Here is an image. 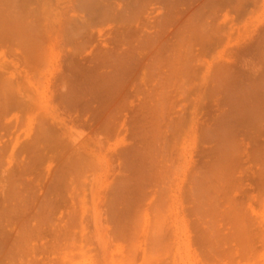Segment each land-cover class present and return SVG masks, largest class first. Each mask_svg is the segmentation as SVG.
<instances>
[{"label": "rangeland", "instance_id": "rangeland-1", "mask_svg": "<svg viewBox=\"0 0 264 264\" xmlns=\"http://www.w3.org/2000/svg\"><path fill=\"white\" fill-rule=\"evenodd\" d=\"M100 1L0 0V264H264V0Z\"/></svg>", "mask_w": 264, "mask_h": 264}, {"label": "bare ground", "instance_id": "bare-ground-1", "mask_svg": "<svg viewBox=\"0 0 264 264\" xmlns=\"http://www.w3.org/2000/svg\"><path fill=\"white\" fill-rule=\"evenodd\" d=\"M94 2H96L97 3V6H102V4H98V3H102L100 0H93ZM100 1V2H99ZM121 1V0H120ZM131 1V0H130ZM132 1H134V0H132ZM136 1V0H135ZM139 1L140 0H137L136 1V3H135V5L137 4V2H138V4H139ZM142 1V0H141ZM146 1V0H145ZM123 2V1H122ZM148 2H149V0H148ZM150 2H151V0H150ZM156 2V1H155ZM160 2V1H159ZM106 3V2H105ZM104 3V4H105ZM157 3V2H156ZM144 4H145V2H144ZM162 4V3H161ZM141 6H143V4H141ZM140 7V4H139V6H135V10L137 9V8H139ZM141 8H144V7H141ZM123 9H125L124 7H123ZM126 9H127V7H126ZM125 9V10H126ZM106 10V9H105ZM105 10H103V11H105ZM205 13H201V14H199L197 17H199L200 18V20H202L203 22L205 21V19L207 20L208 19V17H206L205 15H204ZM201 15V16H200ZM202 16H204L203 18H201ZM208 16V15H207ZM195 18V19H197L198 21H199V18ZM196 22L195 24H193V23H189L190 25L192 24V25H195V26H193V28H194V30L196 29V30H198L199 28V31H198V33L196 32V30L194 31V30H191L190 31V33H187V38H191V36H195V35H199V36H209L208 34H209V30H206V32L208 33V34H206V32L203 30V29H206V27H203V25L205 24H207V21H205V23H201L200 21L199 22ZM188 24V26L189 27H191L190 25ZM196 24H197V26L199 27L198 29H197V26H196ZM199 24V25H198ZM206 26H208V25H206ZM209 26H211L210 24H209ZM202 28V29H201ZM208 28V27H207ZM211 28V27H210ZM191 29V28H190ZM190 29H187L186 30V32L188 31L189 32V30ZM201 30V31H200ZM194 32L195 33H197V34H194ZM190 35V37H189V35ZM192 34V35H191ZM151 38V37H150ZM204 38V37H203ZM207 39V38H206ZM191 40L193 41V39L191 38ZM187 41V40H186ZM191 41V42H192ZM188 42V41H187ZM189 43V42H188ZM187 43V48L189 49L190 47H191V45H190V47H189V44H191V43H189L188 44ZM187 49V50H188ZM190 50V49H189ZM188 50V51H189ZM13 83L14 82H12V81H9L7 78L6 79H4V81H3V85H2V87L0 88V110L2 109V110H6L7 109V100L8 99H5V102H3V103H1L2 101H1V99L3 98V97H5V96H7V95H9V94H11V93H13V91L14 92H18V91H16V90H18V89H16V88H14V87H11L12 85H13ZM263 85H261V87H258V89L259 88H261V89H263ZM16 89V90H15ZM261 89L260 90H256V91H258V93H259V91H260V93H261V95H260V93L259 94H256V95H258V96H260L259 98H261L260 100H262V99H264V89H263V91H261ZM79 92V91H78ZM16 94V93H15ZM78 95V97L80 98V96L79 95H81V92H79V94H77ZM257 96V97H258ZM79 98H77V99H79ZM260 100L258 99V102H259V104L258 103H256L255 102V104H254V106H256L255 107V109L257 110V112L258 113H261V112H263L264 111V100L262 101V102H260ZM262 110V111H261ZM46 114V113H45ZM22 122H24V121H22ZM31 119H28L27 120V125H31ZM38 122V121H37ZM39 123H40V120H39ZM24 124V123H23ZM223 153V152H222ZM220 155V154H219ZM225 154H223V157H220L222 160H221V162H220V164H217V165H215V167L214 168H216L215 169V171L217 170V173H218V175H217V173H215V178L218 176V178H216L215 180H219V182L220 183H222L221 185H219L218 184V188L216 187V190H219V189H222V187H223V183L224 182H221V181H224V179H225V177H226V173H228V170L230 171V167H229V163L227 162V164L225 163L226 162V156H224ZM220 160V159H219ZM216 163V162H215ZM214 170V169H213ZM207 173V172H206ZM205 172L203 173V179H205V178H208L207 176V174H206ZM221 180V181H220ZM218 182V181H217ZM201 179H200V176H197L196 177V191H195V200H196V206L199 208V207H203L204 206V204H205V206H207V207H212V205H213V207L217 204V200L215 199V196L216 195H213L214 197H209V198H207L206 200H203V199H201V200H203L204 202H202L201 200H200V197H201ZM206 185H207V187H208V184L210 183H208V181H206ZM200 184V185H199ZM211 184V183H210ZM205 185V186H206ZM204 186V185H203ZM210 186V185H209ZM166 193H167V189L165 190V189H163ZM163 191V192H164ZM168 191H169V189H168ZM222 191L224 192V188L222 189ZM217 192V191H216ZM165 194V193H164ZM209 205V206H208ZM206 217H208L209 216V213L208 212H206V215H205ZM156 219L157 218H155V222H154V224L156 225V223H159V222H156ZM228 219V221L230 222V224H232L231 226H233V232H232V239H233V241H234V243H235V245H236V248L231 252H228V251H226L225 249V251L226 252H228L229 253V256L231 257V258H229L228 257V260L229 259H231V260H233L234 261V259H235V257H236V259L238 258H242V259H246V257H247V255H248V253L250 252V250L254 247V245L255 244H258L257 243V241H258V239H259V241H263V239H264V230H258V229H260V228H257V231L259 232V234H253L254 232L251 230V227L252 226H254V225H248V223L246 222V220L242 217V215L240 214V212H239V210H237V209H235V210H233V212H232V214H231V216L230 217H228L227 218ZM209 223V222H208ZM156 228L158 227V226H155ZM155 227H154V229H155ZM256 229V228H255ZM263 229V228H262ZM205 232L206 233H211V234H215V237H217V229L215 228V226H213V224H210L209 223V225H206L205 226ZM220 231H218V233H219ZM221 233V232H220ZM209 235V234H208ZM207 235V236H208ZM219 235V234H218ZM221 236H222V234H220V237H219V240L218 239H216L215 237L213 238V237H210L209 238V236H208V241H209V239H211L210 241H209V243L210 244H208L209 246L211 245V247H209L208 246V249L209 248H214L215 249V247L214 246H216L217 248H219V245L218 244H221L222 242H223V244H225L224 243V241H225V239H221ZM223 237H225V236H223ZM262 237V239H260ZM222 242H221V241ZM261 242H260V244H261ZM227 244V243H226ZM221 246V245H220ZM224 247H226L225 245H224ZM228 247V246H227ZM226 247V248H227ZM256 247V246H255ZM263 247H264V245H263ZM189 248V247H188ZM222 248H223V245H222ZM221 248V249H222ZM132 250H133V248H131ZM130 249V250H131ZM231 249H232V247H231ZM255 249H257V248H255ZM210 250V249H209ZM209 250H208V253H210L209 252ZM212 250V249H211ZM223 250V249H222ZM224 250H223V252H224ZM217 251H218V249H217ZM216 251V252H217ZM221 251V250H220ZM214 252H215V250H214ZM149 253V252H148ZM218 253V252H217ZM217 253H215V254H217ZM220 254H221V252H219ZM228 253H226V254H228ZM151 254V253H150ZM214 253L212 254V257H215L216 255H215ZM215 255V256H214ZM219 255V254H218ZM217 255V256H218ZM225 255V254H224ZM219 256H221V255H219ZM223 256V255H222ZM228 256V255H227ZM210 257H211V255H210ZM211 257V258H212ZM224 257V256H223ZM262 257V256H261ZM216 258V260L218 259L219 260V262L220 261H222V260H220L219 258H217V257H215ZM63 259H65V257H63L62 258V260ZM227 260V259H226ZM211 261V260H210ZM223 261H225V260H223ZM228 262H231L232 264H233V262L232 261H228ZM235 263V262H234ZM217 264V263H216ZM221 264V263H220Z\"/></svg>", "mask_w": 264, "mask_h": 264}]
</instances>
